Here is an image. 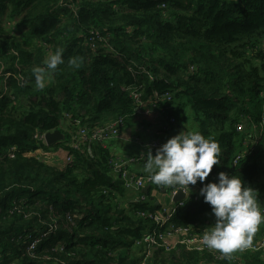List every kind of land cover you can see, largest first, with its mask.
Here are the masks:
<instances>
[{
  "label": "trees",
  "instance_id": "16d2710c",
  "mask_svg": "<svg viewBox=\"0 0 264 264\" xmlns=\"http://www.w3.org/2000/svg\"><path fill=\"white\" fill-rule=\"evenodd\" d=\"M57 49L64 63L40 90L32 70ZM130 91L182 98L199 132L228 152L242 119L255 126L259 136L237 164L221 154L204 183L219 172L240 176L264 211V0H0V264L140 262L135 242L156 227L159 206L130 201L102 148L74 147L71 122L131 115ZM56 131L62 138L52 144L38 139ZM58 150L72 163L51 166L44 154ZM171 222L210 231L215 220L199 195ZM263 235L261 224L253 243ZM217 255L154 248L149 263L262 264L260 253Z\"/></svg>",
  "mask_w": 264,
  "mask_h": 264
},
{
  "label": "clouds",
  "instance_id": "9594fccd",
  "mask_svg": "<svg viewBox=\"0 0 264 264\" xmlns=\"http://www.w3.org/2000/svg\"><path fill=\"white\" fill-rule=\"evenodd\" d=\"M79 60L72 58L69 64L79 68ZM63 63L62 49L50 52L44 66L32 70L36 87L45 89ZM220 153L216 140L193 130L181 131L157 148L154 155L149 148L140 158L150 182L161 188L180 186L190 191L189 185H203L200 195L210 205L215 222L210 231L203 233L202 244L228 258L252 246L255 233L264 224V211L259 206L257 191L246 186L240 176L219 172L216 182L204 183L213 166H219Z\"/></svg>",
  "mask_w": 264,
  "mask_h": 264
},
{
  "label": "built area",
  "instance_id": "2783aa9c",
  "mask_svg": "<svg viewBox=\"0 0 264 264\" xmlns=\"http://www.w3.org/2000/svg\"><path fill=\"white\" fill-rule=\"evenodd\" d=\"M131 96L133 100L137 103L140 101V94H136V92H131ZM159 102L162 103V99L166 102H170L172 100V93L170 91L162 92L160 95L157 94ZM168 105L166 107L160 108L164 111L167 118V125L162 128V132L168 131L170 127L176 124V118L172 116L168 111ZM132 115H143V109L133 108ZM126 117L116 116L114 119L101 123L99 125L93 127H86L80 123L79 120H72V124L75 127L74 135H73V144L75 148L79 146L85 145L86 143H96V144H104L107 141L120 137V131L124 125V119ZM70 122V124H71ZM239 124L237 125V129H239ZM38 139H44L45 134H41L38 136ZM162 145L159 141H151L147 144V148L152 150L153 155L157 148ZM44 156L50 161L52 156L50 154H44ZM241 159L240 155H237L232 163L233 165L237 164V162ZM134 160L126 159H109L108 165L109 169L116 174V177L120 179L122 182L123 188L127 191L133 190L135 192L140 191L145 186L155 185L150 182L148 176L138 177L130 175L127 171V165L129 162ZM64 164L68 165L72 163V156L65 152V160ZM189 190L182 188L180 186H176L175 188L169 189L170 197L173 198L178 194H182L184 199L180 201H176L173 207L169 210H159L156 211L150 219L154 222L156 227L151 231L142 236V238L135 242L136 247H143L144 253L138 264H150V254L151 250L154 248H161L164 252H169L175 249L176 246L181 245L184 248L198 252V253H211L215 260L220 259L217 254H214L215 250H210L206 246L202 244V235L205 230L195 229L193 230V226L189 227H175L171 218L175 212V210L179 207H183L187 198L190 197V194L193 193L196 196L199 192L198 187L196 185H189ZM174 199V198H173ZM145 200L143 196H139L135 201H143ZM25 234V233H24ZM25 236V235H23ZM29 238V235H26ZM45 235H41L40 238L34 239L29 242L27 249L29 251H33L42 241ZM237 253H260V258L262 260V264H264V235L252 243V246L244 249L236 251ZM220 254V253H219ZM14 264V263H11Z\"/></svg>",
  "mask_w": 264,
  "mask_h": 264
},
{
  "label": "crops",
  "instance_id": "0c3cea01",
  "mask_svg": "<svg viewBox=\"0 0 264 264\" xmlns=\"http://www.w3.org/2000/svg\"><path fill=\"white\" fill-rule=\"evenodd\" d=\"M130 97L132 98L131 91H130ZM172 97L173 98L170 102H166L165 100L162 99V103L159 102L157 94H153L152 97H149L146 100H139L140 101L139 103L132 100L134 103L133 108H138V107L142 108L143 115L131 114L127 116L124 119V125L120 131V137L107 141L102 145L96 143H88V144H92L102 148L106 152L107 162L109 159L112 158L113 159L128 158L129 160H134L129 162V165H127V171L130 175L138 176V177L148 176V174L143 171L144 161L140 157L142 153L148 150L147 144L149 142L155 140L163 144L169 138L179 134L181 131H185V132L193 131V130L199 131V122H198L199 118L194 117L193 111L191 110L187 102L182 98H175L173 96V93H172ZM163 105H172L171 107L168 108V111L177 120L176 124L170 127L169 130L165 132H162V128L167 125V118L164 111L160 109L163 107ZM189 109L191 114L189 113ZM129 110L130 109L128 108V111ZM104 115H103L104 118L102 117V120L100 121L101 123L110 121L117 116V115L111 116L109 114H104ZM244 122L245 121L242 119L239 123L240 128L237 130H239L240 133L243 132L244 130L245 131L244 133L239 134L237 136V141L235 144L236 147L234 148V150L228 152L220 146L221 148L220 155L222 154L223 156H225V158H227V155H229V157L231 156L232 158L231 164L233 159L237 155H240V153H245V151L248 148V145H250V142L252 143L256 142L255 138L258 135L255 134L256 127L252 126V129H250L249 127V129L247 130L248 125H246ZM69 125H71L70 122L66 121L63 124V127L67 130ZM50 155L52 156V159L50 160L52 164L50 162L49 164L51 166L62 168L63 162L65 160V152L63 150H58L57 152L50 153ZM217 167H220V164ZM110 173L112 176H116V174L113 173L111 170ZM196 186L198 187L199 190L198 194L194 196L193 193H191L190 197L187 199H190L192 197H197L200 195V189L202 184L198 182ZM146 187L149 188L147 190V193L145 194L143 193V190ZM169 189H171V187L161 188L157 185L145 186L143 189H141L138 192H135L133 190L127 191V198L130 199V201H135V199H137L139 196H143L145 200L147 199L146 197H149L150 200H154L156 205L159 206L160 210H169L173 207L175 203V201L173 200L174 197L173 198L170 197ZM125 203H127V200L125 201ZM178 246H176L175 248H177Z\"/></svg>",
  "mask_w": 264,
  "mask_h": 264
},
{
  "label": "water",
  "instance_id": "95a60500",
  "mask_svg": "<svg viewBox=\"0 0 264 264\" xmlns=\"http://www.w3.org/2000/svg\"><path fill=\"white\" fill-rule=\"evenodd\" d=\"M60 138H62V136H61V134H60L58 131H56V132H52V133H46V134H45V143H46L47 145H49V144H52L53 142H55L56 140H59ZM148 188H149V187H146V188L143 190V193L146 194ZM182 199H184L183 195H182V194H178V195H176V196L174 197L173 200L176 202V201H180V200H182Z\"/></svg>",
  "mask_w": 264,
  "mask_h": 264
},
{
  "label": "rangeland",
  "instance_id": "374dc122",
  "mask_svg": "<svg viewBox=\"0 0 264 264\" xmlns=\"http://www.w3.org/2000/svg\"><path fill=\"white\" fill-rule=\"evenodd\" d=\"M172 105H168V107H171ZM189 113L191 114V112H190V109H189ZM193 115H194V113H193ZM104 117H105V115H104ZM103 117V118H104ZM263 121V120H262ZM246 125H247V123L246 122H244ZM264 123V122H263ZM252 127V126H251ZM255 134H258L257 136H259V130H256L255 131ZM263 134H264V130H263ZM257 138V137H256ZM214 140H216V139H214ZM263 140H264V138H263ZM217 141V140H216ZM239 170V169H238ZM211 229V228H210ZM214 254H219V252L218 251H215V252H213ZM231 255H234V253L233 254H231ZM10 259V258H9ZM8 262V261H7ZM11 263H13V262H11ZM10 263V264H11Z\"/></svg>",
  "mask_w": 264,
  "mask_h": 264
},
{
  "label": "bare ground",
  "instance_id": "6f19581e",
  "mask_svg": "<svg viewBox=\"0 0 264 264\" xmlns=\"http://www.w3.org/2000/svg\"><path fill=\"white\" fill-rule=\"evenodd\" d=\"M44 239V238H43Z\"/></svg>",
  "mask_w": 264,
  "mask_h": 264
}]
</instances>
